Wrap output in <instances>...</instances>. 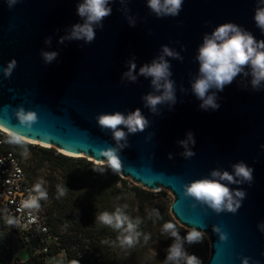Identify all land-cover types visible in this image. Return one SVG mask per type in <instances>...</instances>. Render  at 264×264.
Returning <instances> with one entry per match:
<instances>
[{"label": "water", "instance_id": "1", "mask_svg": "<svg viewBox=\"0 0 264 264\" xmlns=\"http://www.w3.org/2000/svg\"><path fill=\"white\" fill-rule=\"evenodd\" d=\"M79 2L18 0L9 7L7 0H0V125L97 160L104 159L99 149L115 141L110 131L100 128L96 116L140 108L150 123L143 132L130 134L129 147L121 150L122 177L148 190L161 187L172 192V216L209 236L211 252L204 264H242L244 257L250 264H264V232L257 227L264 222V89L255 91L250 83L246 88L247 81L238 76L217 93L219 109L203 110L190 84L198 73L194 58L203 36L219 24L231 21L264 39L254 20L257 0H184L178 16L163 18L150 12L147 0H129L127 5L116 0L92 43L60 44L59 38L81 20ZM124 7L135 18L134 27L121 11ZM49 36L51 46L44 43ZM165 44L184 59L168 58L177 102L160 105L157 115L142 100L152 91L150 79L138 76L131 82L121 77L133 56L138 72ZM42 49L57 51V59L46 64ZM13 59L17 65L7 78L2 69ZM20 107L37 112L31 129L20 124L15 114ZM189 131L196 141L191 146L195 155L185 158L178 141ZM241 160L254 169V179L251 185H230L246 192L237 212L217 214L198 203L193 207L195 201L184 196L185 184L210 176L213 169L233 171L231 165ZM214 224L228 234L226 241L213 231Z\"/></svg>", "mask_w": 264, "mask_h": 264}, {"label": "clouds", "instance_id": "2", "mask_svg": "<svg viewBox=\"0 0 264 264\" xmlns=\"http://www.w3.org/2000/svg\"><path fill=\"white\" fill-rule=\"evenodd\" d=\"M18 0H7L9 7L14 6ZM116 0H80L77 5V14L81 18L80 22L72 24L61 36L58 43L67 41H84L90 44L95 40L96 29L103 28V21L112 13V4ZM121 5H127L129 0H119ZM184 0H147V7L150 12L159 18L166 16H178L182 10ZM126 15L129 26L136 25L135 18L129 14L130 9H121ZM254 20L256 26L264 33V0H257ZM45 45L51 46L52 38L46 37ZM41 56L46 64H50L57 59V51L41 50ZM179 59L183 57L167 44L162 45L161 51L150 63H145L139 67L133 56L127 62V71L122 74V81L136 82L138 76L150 79L152 91L142 97L144 106L149 108L153 114H159L160 105H174L177 102L175 81L172 79L173 73L171 63L168 58ZM198 64V73L192 77L191 92L201 101L200 108L203 110H217L220 105L217 102V93L222 92L227 85L232 84L238 76L247 81L253 90L264 89V39H257L254 34L234 22H224L214 28L211 33H205L203 42L199 45L197 55L194 58ZM16 60H11L2 69L5 77L10 78ZM250 77V80L248 79ZM183 90V89H182ZM16 116L22 126L29 129L38 121V114L34 110H25L20 107L16 111ZM98 125L102 130L110 131L115 145L99 149L100 156L97 158L98 166L94 171L100 173L111 169L114 174H119L122 169L121 150L129 147L128 137L138 132H143L149 126V120L140 108L129 111L127 114L121 111L103 112L96 116ZM126 129V130H125ZM150 134L147 139H151ZM7 142L24 148V155L27 154V143L25 136L20 132H10ZM196 143L191 131L187 133L186 139L179 140L178 144L184 148L182 155L191 158L195 155L192 147ZM264 148V145H261ZM172 154L169 153V158ZM233 171L227 169H213L210 176L195 179L184 185V196L192 198L196 204L207 205L217 214L228 211L235 213L241 207L242 201L246 198V192L241 188H232L230 185H241L253 181L254 169L243 160L231 165ZM44 181H37L30 190L29 197L21 201L19 210H28L29 214L38 211L41 207L40 201L48 199V192L43 187ZM59 199L65 196L67 189L57 185ZM34 193V194H32ZM127 205L117 206L114 211H103L96 214V221L101 225L112 228L119 233L117 240L121 248L129 249L139 243L141 232L138 230L141 220H133L127 213ZM158 217L159 212H155ZM8 226H17V221L11 216L5 217ZM261 232H264V222L257 225ZM162 231L168 237L173 238L172 243L166 249L165 264H202L201 259L190 254L185 248V243L191 245L202 243L205 232L197 226H192L185 236H181L175 223L165 222ZM213 231L219 234L220 240L226 241L228 234L224 232L220 225L214 224ZM144 242L150 239V234L143 235ZM73 264H80L74 261ZM242 264H250V258L244 257ZM259 264V261L256 262Z\"/></svg>", "mask_w": 264, "mask_h": 264}, {"label": "trees", "instance_id": "3", "mask_svg": "<svg viewBox=\"0 0 264 264\" xmlns=\"http://www.w3.org/2000/svg\"><path fill=\"white\" fill-rule=\"evenodd\" d=\"M5 146L7 149L16 152L25 165L21 154L17 151V145L6 142ZM40 152L43 161L60 160L62 162H70L72 165L75 164V160L60 152L56 153L54 148L40 147ZM89 165L92 167L91 169L95 167L91 162H89ZM26 171L30 179L33 182H37L33 180L27 168ZM61 177L60 180L56 177L52 178L47 187L51 204H48L46 200H41L48 216L50 237L24 234L20 230L11 229V226H8L5 222L6 216L0 212L1 253L10 254L12 251V238L7 230L8 227L10 232L18 233L22 238L27 237L30 240L39 241L44 247L45 244H48L49 250L44 252L46 255L64 251L68 256L66 264H73L74 261H80V264H124L115 257L119 233L107 226L100 229L96 224V214L99 212V207L106 209L112 197L118 195V185H126L127 181L125 178L119 174H114L111 169H107L106 179H103L99 174H93L87 180L80 179L76 174ZM57 185L67 189L66 195L59 199L57 198ZM136 190L139 196L142 195L141 189ZM131 218L133 220L139 218L142 221L138 229L141 232L139 237L141 245H145L154 239H160L158 230L153 229L154 225L158 226L157 222L161 226L169 221L175 223L170 213H167L166 218L160 217L158 221L149 220L141 215ZM144 234H150V239L147 243L144 242ZM201 261L202 264L205 263L203 260ZM20 264L46 263L43 258L33 255Z\"/></svg>", "mask_w": 264, "mask_h": 264}, {"label": "rangeland", "instance_id": "4", "mask_svg": "<svg viewBox=\"0 0 264 264\" xmlns=\"http://www.w3.org/2000/svg\"><path fill=\"white\" fill-rule=\"evenodd\" d=\"M27 154L24 155V148L17 146V151L21 154L25 166L31 177L35 181L43 180V187L47 190L52 178L56 177L59 180L61 176H67L76 174L80 179L87 180L93 174H99L103 179H106L107 170L103 173L94 171L89 165L91 162L95 167L98 166V161L90 158L81 156L67 155L72 160H75V164L72 165L70 162H62L60 160L43 161L41 156L40 147H46L43 145L35 144L32 142L27 143ZM54 148L56 153L60 152L56 147ZM61 153V152H60ZM64 154V153H62ZM37 172V173H36ZM122 177V172L119 173ZM127 181L126 185L119 184V193L116 197H112V200L107 204V208L99 207V212L103 211H114L117 206L127 205L126 212L129 216H143L152 221H158L160 217L166 218L167 213L171 214V205L174 201V195L167 189L158 188L148 190L144 188L138 182H134L131 178H125ZM136 189H141L142 195L137 194ZM48 204H51V200L48 198ZM159 212V216L155 215V212ZM97 213V214H98ZM172 215V214H171ZM173 217V216H172ZM174 218V217H173ZM175 224L181 236H185L190 228L182 226L175 218ZM97 225L101 229L104 225H101L96 221ZM158 226L153 227L154 230H158L160 233V239H154L145 245H141L140 241L135 247L124 249L116 246V259L124 264H165L166 249L172 243L173 238L168 237L166 233L162 231V227L158 222ZM11 238H12V251L11 253H1L0 251V264H20L27 260L30 256L38 255L40 258L45 260L46 264H66L68 256L64 251L57 252L53 255H46L44 252V246L41 242L36 240H30L29 238H22L18 233L10 232L7 227ZM118 241V240H117ZM185 248L190 254L197 255L201 260L206 262L211 252V241L209 236L205 233L202 243L187 244Z\"/></svg>", "mask_w": 264, "mask_h": 264}, {"label": "built area", "instance_id": "5", "mask_svg": "<svg viewBox=\"0 0 264 264\" xmlns=\"http://www.w3.org/2000/svg\"><path fill=\"white\" fill-rule=\"evenodd\" d=\"M9 133L8 129L0 125V212L17 221V226H11V229L20 230L24 234L50 237L48 216L41 201L40 209L31 214L28 210H19L21 201L29 197L36 182L30 179L16 152L6 148ZM48 250L49 245L45 244L44 251Z\"/></svg>", "mask_w": 264, "mask_h": 264}, {"label": "bare ground", "instance_id": "6", "mask_svg": "<svg viewBox=\"0 0 264 264\" xmlns=\"http://www.w3.org/2000/svg\"><path fill=\"white\" fill-rule=\"evenodd\" d=\"M2 126V125H1ZM9 132H13L12 130H8ZM26 140L29 141V142H32V143H35V144H39V145H43V146H46V147H50V146H53V145H49V144H46L40 140H34V139H31V138H28L26 137ZM53 147H56L57 149L60 150L61 153H64V154H67V155H73V156H81L80 154H77V153H73V152H70V151H67L61 147H58V146H53ZM84 156L83 157H90V158H93L91 156H86L85 154H83ZM94 159V158H93ZM96 160V159H95Z\"/></svg>", "mask_w": 264, "mask_h": 264}]
</instances>
